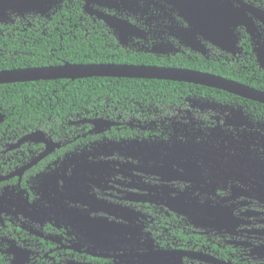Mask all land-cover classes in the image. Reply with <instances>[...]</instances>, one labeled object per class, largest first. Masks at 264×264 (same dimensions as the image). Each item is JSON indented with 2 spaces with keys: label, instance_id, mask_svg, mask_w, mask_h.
Masks as SVG:
<instances>
[{
  "label": "flooded vegetation",
  "instance_id": "1",
  "mask_svg": "<svg viewBox=\"0 0 264 264\" xmlns=\"http://www.w3.org/2000/svg\"><path fill=\"white\" fill-rule=\"evenodd\" d=\"M42 38L264 94V0H0V53ZM190 85L1 128L0 264H264V104Z\"/></svg>",
  "mask_w": 264,
  "mask_h": 264
},
{
  "label": "trees",
  "instance_id": "2",
  "mask_svg": "<svg viewBox=\"0 0 264 264\" xmlns=\"http://www.w3.org/2000/svg\"><path fill=\"white\" fill-rule=\"evenodd\" d=\"M37 41V40H36ZM30 40L26 54L0 53V71L13 69L39 68L57 62L56 54L47 53V40L42 38L36 43ZM10 42H8V45ZM22 47V46H20ZM71 49L58 57L71 63H90L93 59ZM102 55L100 62L109 61ZM211 92L210 89H203ZM213 95H215L214 90ZM199 94L196 87L175 81L128 79L110 77H92L77 80L60 79L35 82H21L0 85V112L5 120L1 128L31 131L45 129L50 121L59 123L66 118L86 117L96 112L106 115L107 105L119 103L124 106L128 98L142 102L139 98L146 96H195ZM51 117V120L48 118ZM51 127V126H47Z\"/></svg>",
  "mask_w": 264,
  "mask_h": 264
},
{
  "label": "water",
  "instance_id": "3",
  "mask_svg": "<svg viewBox=\"0 0 264 264\" xmlns=\"http://www.w3.org/2000/svg\"><path fill=\"white\" fill-rule=\"evenodd\" d=\"M108 69L112 72L108 73H62L64 69ZM73 71V70H71ZM49 72V73H48ZM92 77H110V78H128V79H149V80H165L183 82L189 84L203 85L220 90L228 91L232 94L239 96L251 95L252 99L264 104V94L242 87L233 82H229L225 79L205 75L203 73L156 68V67H144V66H125V65H71L67 64L62 67H39V68H27V69H13L0 71V85L11 83H23V82H35V81H48V80H60L69 79L77 80L83 78ZM5 120V116L0 112V124ZM103 126L110 127L114 125L111 122H103ZM97 124V122H96ZM29 165L27 168H29Z\"/></svg>",
  "mask_w": 264,
  "mask_h": 264
},
{
  "label": "bare ground",
  "instance_id": "4",
  "mask_svg": "<svg viewBox=\"0 0 264 264\" xmlns=\"http://www.w3.org/2000/svg\"><path fill=\"white\" fill-rule=\"evenodd\" d=\"M71 70H73V71H71ZM60 72L71 73V74H73V72L74 73H80V74H82V73L92 74V73H108V72H112V70H108V69L103 70V69H95V68L75 70V69L67 68V69L61 70Z\"/></svg>",
  "mask_w": 264,
  "mask_h": 264
}]
</instances>
